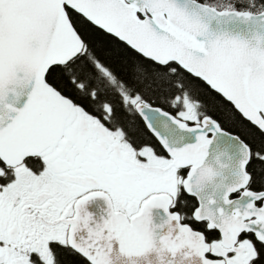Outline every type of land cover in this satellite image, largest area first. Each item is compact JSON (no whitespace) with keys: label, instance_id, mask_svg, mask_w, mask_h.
<instances>
[{"label":"snow or ice","instance_id":"1","mask_svg":"<svg viewBox=\"0 0 264 264\" xmlns=\"http://www.w3.org/2000/svg\"><path fill=\"white\" fill-rule=\"evenodd\" d=\"M0 264H264V0H0Z\"/></svg>","mask_w":264,"mask_h":264}]
</instances>
